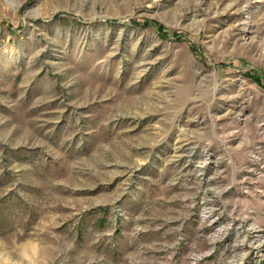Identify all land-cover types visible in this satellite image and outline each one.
I'll list each match as a JSON object with an SVG mask.
<instances>
[{"label":"rangeland","instance_id":"374dc122","mask_svg":"<svg viewBox=\"0 0 264 264\" xmlns=\"http://www.w3.org/2000/svg\"><path fill=\"white\" fill-rule=\"evenodd\" d=\"M0 264H264V0H0Z\"/></svg>","mask_w":264,"mask_h":264}]
</instances>
